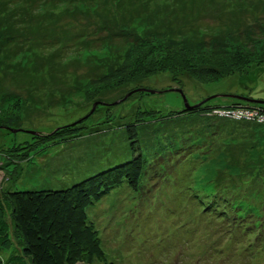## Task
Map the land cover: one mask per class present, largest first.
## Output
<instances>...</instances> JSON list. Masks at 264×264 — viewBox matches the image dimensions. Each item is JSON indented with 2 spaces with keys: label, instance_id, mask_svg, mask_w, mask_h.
<instances>
[{
  "label": "rangeland",
  "instance_id": "1",
  "mask_svg": "<svg viewBox=\"0 0 264 264\" xmlns=\"http://www.w3.org/2000/svg\"><path fill=\"white\" fill-rule=\"evenodd\" d=\"M135 43L141 53L154 47L153 59L171 47H237L258 61L264 0H0V152L11 159H0V194L65 189L124 163L131 157L125 127L141 116L144 156L154 158L161 137L181 132L189 137H176L178 144L192 139L194 152L158 166L161 174L148 168L138 193L123 184L87 209L104 264H264L263 224L257 239L234 224L238 213L264 219V127H247L263 137H229L209 128L212 120L179 115L178 92L187 111L212 96L207 104L219 107L230 103L221 95L264 100V70L206 84L165 72L119 87L102 82ZM147 109L158 118L147 119Z\"/></svg>",
  "mask_w": 264,
  "mask_h": 264
},
{
  "label": "trees",
  "instance_id": "2",
  "mask_svg": "<svg viewBox=\"0 0 264 264\" xmlns=\"http://www.w3.org/2000/svg\"><path fill=\"white\" fill-rule=\"evenodd\" d=\"M134 45L136 46L131 49L124 61L125 66L123 63L122 68L116 69L112 75H107L102 82L112 80L115 86L119 87L165 72L172 76L186 73L193 80L206 84L234 75L247 77L254 71L262 72L264 70L263 56H259L258 61H249L237 47H230L233 50L220 53H194L190 50H175L171 47L153 59L152 54L156 50L154 47L150 46L141 53L140 48H136L139 44L135 43ZM214 49L217 51L218 46L215 45ZM144 58L146 59L144 60ZM221 96L229 100L230 103L223 107L210 106L207 104L212 100L210 99L204 102V105L195 107L191 111L185 110L184 106L179 115L187 112L189 115L195 116L194 119L212 120L215 124H210L208 127L214 128V125H217V130L227 129L229 130L227 132H231L229 137H263L250 134L247 127H264V100L238 96L251 100L244 101L232 97L237 95ZM240 107L249 112L258 111L263 122L258 125L255 122L248 123L220 117L216 114L215 116L211 115L213 113L211 111L215 113L219 111L232 112ZM146 113V118L149 120L159 116L158 112H154V110L147 109ZM138 117L141 116H136L137 124L132 121L125 127L126 135L130 141L131 157L124 163L117 164L107 171L91 177L88 179L89 181L86 180V182L77 183L65 189H14L0 194V264H104L106 262L99 231L89 220L87 209L123 184L133 193H138L142 188V181L145 180L144 175L148 168L155 166L154 172L161 174L158 166L163 167L168 160L171 162L173 157L180 158L186 152L189 154L194 152L195 143L192 139L190 143L185 139V146L182 145L183 141L182 144H178L176 137H189L185 135V132H181L161 137L163 140L158 143L160 147L157 149L158 151L156 150L154 158L144 156L138 147L140 143L137 141L138 129L142 124V120L140 121ZM162 120L165 122L163 116ZM193 129H195L194 126ZM50 136L56 137L53 134ZM194 137H198V135H194ZM39 142L40 140L35 141L29 147H35ZM177 144L180 147H177ZM169 149H174L175 153L167 157L165 154ZM4 152H0V159L9 162L11 160L9 153ZM207 206L210 210L214 203L210 205L208 201ZM214 209L218 210L217 207ZM218 212L220 214V211ZM235 216L234 219L237 222L234 224H241L239 227L248 230V235L254 234V239L262 236L263 232L259 233L256 230L261 224L263 227L260 231L264 230V219H256L261 215H252L251 219L240 213ZM221 218L225 220L227 216L223 214ZM13 243L12 248L6 249ZM161 248V253L167 249L165 246H161ZM4 251H8V253L5 254ZM254 251L255 254L261 253L259 250ZM252 255L253 252L250 259H254Z\"/></svg>",
  "mask_w": 264,
  "mask_h": 264
},
{
  "label": "built area",
  "instance_id": "3",
  "mask_svg": "<svg viewBox=\"0 0 264 264\" xmlns=\"http://www.w3.org/2000/svg\"><path fill=\"white\" fill-rule=\"evenodd\" d=\"M240 113H235V111L232 112H216L215 114L220 116V117H226V118H230V119H235L237 121H246V120H251L253 122H257L255 119H259L260 121L258 123H262L263 122V118L258 114V111L255 112H249V111H239ZM249 120V121H250ZM248 122V121H247Z\"/></svg>",
  "mask_w": 264,
  "mask_h": 264
},
{
  "label": "water",
  "instance_id": "4",
  "mask_svg": "<svg viewBox=\"0 0 264 264\" xmlns=\"http://www.w3.org/2000/svg\"><path fill=\"white\" fill-rule=\"evenodd\" d=\"M178 92L181 93V95H182V97H183V102H184V106H185V108L189 109V106H188V104H187V101H186L185 97L183 96L182 92H181V91H178ZM225 96H228V95H225ZM216 97H218V96H212V97H210V98H207L204 102H207L208 100H210V99H214V98H216ZM232 97H235V98H238V99H243L244 101H251V100H248V99H246V98H241V97H238V96H232ZM263 103H264V102H263Z\"/></svg>",
  "mask_w": 264,
  "mask_h": 264
}]
</instances>
